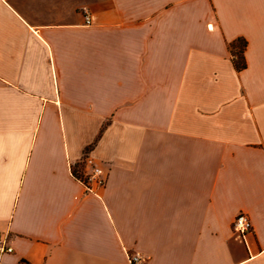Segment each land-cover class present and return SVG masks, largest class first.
Masks as SVG:
<instances>
[{"label": "crops", "instance_id": "obj_1", "mask_svg": "<svg viewBox=\"0 0 264 264\" xmlns=\"http://www.w3.org/2000/svg\"><path fill=\"white\" fill-rule=\"evenodd\" d=\"M0 236V264H264V0H0Z\"/></svg>", "mask_w": 264, "mask_h": 264}, {"label": "built area", "instance_id": "obj_2", "mask_svg": "<svg viewBox=\"0 0 264 264\" xmlns=\"http://www.w3.org/2000/svg\"><path fill=\"white\" fill-rule=\"evenodd\" d=\"M87 23H90L87 17ZM87 165L92 167L91 173L82 180L88 192L97 194L98 189H102L106 186L107 179L101 168L94 165V160L91 158L86 159ZM234 231L244 236L252 231V222L248 215L240 214L234 221ZM13 248L8 245L7 240L0 236V258L5 255L12 254ZM129 264H142V256L140 254H129Z\"/></svg>", "mask_w": 264, "mask_h": 264}, {"label": "trees", "instance_id": "obj_3", "mask_svg": "<svg viewBox=\"0 0 264 264\" xmlns=\"http://www.w3.org/2000/svg\"><path fill=\"white\" fill-rule=\"evenodd\" d=\"M247 43L244 40H238L230 44V51L233 56V63L237 71L241 72L246 69L245 51Z\"/></svg>", "mask_w": 264, "mask_h": 264}]
</instances>
